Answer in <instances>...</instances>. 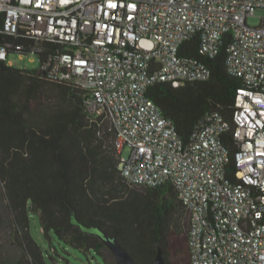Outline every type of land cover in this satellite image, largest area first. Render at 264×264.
Returning <instances> with one entry per match:
<instances>
[{
	"label": "built area",
	"instance_id": "obj_1",
	"mask_svg": "<svg viewBox=\"0 0 264 264\" xmlns=\"http://www.w3.org/2000/svg\"><path fill=\"white\" fill-rule=\"evenodd\" d=\"M112 2L115 9L109 0H0L1 31L33 43L30 54L52 78L84 90L88 121L109 134L127 183L175 187L189 216L191 264H264V18L248 24L264 0ZM229 33L227 70L243 82L233 119L209 112L184 141L148 89L209 79L211 68L182 53L184 44L197 41L214 58ZM11 47L22 48L4 45L0 58ZM232 126L231 179L222 136Z\"/></svg>",
	"mask_w": 264,
	"mask_h": 264
},
{
	"label": "trees",
	"instance_id": "obj_2",
	"mask_svg": "<svg viewBox=\"0 0 264 264\" xmlns=\"http://www.w3.org/2000/svg\"><path fill=\"white\" fill-rule=\"evenodd\" d=\"M19 38L1 31L0 20V49L19 44L21 49L11 47L8 54H30L33 43L24 45ZM230 43L231 33L219 54L209 58L201 55L197 41L186 42L182 53L202 58L212 70L210 78L180 87L157 82L148 89L184 141L209 112L233 119L243 82L227 70ZM41 65L42 59L38 68L20 69L0 58V179L20 249L18 258L0 259V264H52L60 256L53 238L85 254L94 251L109 264L105 252L111 251L103 235L116 238L141 264L153 263L159 245L168 264H191L187 211L175 187L127 183L114 147L105 142L109 134L99 136L88 121L84 90L72 81L52 78ZM222 141L231 153L226 171L232 179L239 146L234 126ZM34 219L47 247L32 234ZM3 225L0 214V228Z\"/></svg>",
	"mask_w": 264,
	"mask_h": 264
},
{
	"label": "rangeland",
	"instance_id": "obj_3",
	"mask_svg": "<svg viewBox=\"0 0 264 264\" xmlns=\"http://www.w3.org/2000/svg\"><path fill=\"white\" fill-rule=\"evenodd\" d=\"M263 18L264 9L258 8L255 15L248 17V24L251 26H260ZM7 63L20 69H35L40 66V61L34 55H20L15 52L8 55ZM125 153H127V151ZM137 189L142 191L141 186H137ZM7 206L8 198L5 193L2 180L0 179V214L4 219V225L0 228V259H15L20 256L16 220ZM186 219L189 221L188 214H186ZM31 231L36 240L43 247H47L48 240L44 236L40 223L37 219L32 221ZM53 242L58 246L60 256H57L55 262L52 261V264H105L102 258L94 251H90L85 254L81 250L65 243L58 244V240L56 238H53ZM105 256L109 264H115V260L111 253L105 252Z\"/></svg>",
	"mask_w": 264,
	"mask_h": 264
},
{
	"label": "water",
	"instance_id": "obj_4",
	"mask_svg": "<svg viewBox=\"0 0 264 264\" xmlns=\"http://www.w3.org/2000/svg\"><path fill=\"white\" fill-rule=\"evenodd\" d=\"M103 238L108 249L111 251L115 264H141L116 238L109 235H103ZM152 264H168L166 252L162 245L157 247Z\"/></svg>",
	"mask_w": 264,
	"mask_h": 264
},
{
	"label": "snow or ice",
	"instance_id": "obj_5",
	"mask_svg": "<svg viewBox=\"0 0 264 264\" xmlns=\"http://www.w3.org/2000/svg\"><path fill=\"white\" fill-rule=\"evenodd\" d=\"M120 6L123 7L122 4H121ZM108 7H111V8H113V9H115V8L117 7V4H116L115 2H112V0H109ZM130 7H133V8H134L135 5H130ZM129 18H131V17H129ZM105 27H107V26H105ZM78 63H81V62L78 61ZM262 154H264V153H262Z\"/></svg>",
	"mask_w": 264,
	"mask_h": 264
}]
</instances>
